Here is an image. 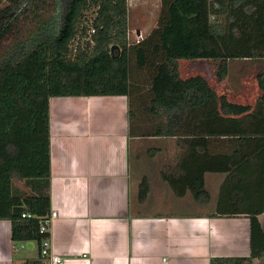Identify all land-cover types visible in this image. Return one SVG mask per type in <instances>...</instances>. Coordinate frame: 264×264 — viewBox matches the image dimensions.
Listing matches in <instances>:
<instances>
[{
  "label": "trees",
  "instance_id": "16d2710c",
  "mask_svg": "<svg viewBox=\"0 0 264 264\" xmlns=\"http://www.w3.org/2000/svg\"><path fill=\"white\" fill-rule=\"evenodd\" d=\"M128 30L127 0H0V46L12 41L0 62V221L10 222L15 247L37 244L38 259L23 264H48L50 100L118 96L129 98L132 138L184 146L180 174L164 175L176 195L208 197L205 174L226 175L214 216L249 218L251 255L211 264H254L264 258V72L252 107L202 76L183 79L180 61H220L221 83L230 61L264 60V0H161L148 36L131 44ZM149 191L144 178L140 202Z\"/></svg>",
  "mask_w": 264,
  "mask_h": 264
},
{
  "label": "crops",
  "instance_id": "0c3cea01",
  "mask_svg": "<svg viewBox=\"0 0 264 264\" xmlns=\"http://www.w3.org/2000/svg\"><path fill=\"white\" fill-rule=\"evenodd\" d=\"M127 1L128 18L139 7L143 17L161 10V0ZM155 28L136 32L143 39ZM209 61L186 62L192 68ZM165 140L130 136L128 97L52 98L50 195L57 217L48 227L51 252L65 264H211L250 257L249 218L214 216L226 175L205 174L208 197L195 199L189 191L179 197L164 175L180 174L185 148L177 138ZM144 178L150 191L140 202ZM258 219L264 230V213ZM28 244L33 248L15 247L10 222L0 221V264L37 260V244Z\"/></svg>",
  "mask_w": 264,
  "mask_h": 264
},
{
  "label": "rangeland",
  "instance_id": "374dc122",
  "mask_svg": "<svg viewBox=\"0 0 264 264\" xmlns=\"http://www.w3.org/2000/svg\"><path fill=\"white\" fill-rule=\"evenodd\" d=\"M135 9L134 14L131 12L128 18L129 30L128 40L131 44L141 41L136 31L144 27L153 28L158 24L159 12L156 8L148 17H143ZM91 16V13H88ZM11 40L6 41L0 46V62L5 58L7 50L10 49ZM220 61H209L202 64L196 63L190 68L186 61L180 63V73L183 78L199 75L205 77L211 87L218 93L219 96H226L233 103L241 105H249L254 107L258 98L261 96V91L258 85V75L264 72V60H235L229 62V74L223 82H218L215 76V70ZM149 125H144L143 129H149ZM167 141H172L171 138H164ZM170 139V140H169ZM165 140V141H166ZM13 187L15 190L28 194L29 188L25 182L14 180ZM18 252L21 250L17 248ZM21 254L15 257L16 263L21 261ZM46 260V259H45ZM47 259L46 263L49 264Z\"/></svg>",
  "mask_w": 264,
  "mask_h": 264
},
{
  "label": "built area",
  "instance_id": "2783aa9c",
  "mask_svg": "<svg viewBox=\"0 0 264 264\" xmlns=\"http://www.w3.org/2000/svg\"><path fill=\"white\" fill-rule=\"evenodd\" d=\"M26 217V215H23V218ZM27 217H31V215H27ZM57 217L56 212H51L50 217L44 220L43 223H41V232H48V227L51 221ZM22 248H26V245H22ZM42 257L45 258L46 260L48 259L49 264H65L64 259L62 257L54 254L50 250V239L47 238L46 240L43 241V246H42Z\"/></svg>",
  "mask_w": 264,
  "mask_h": 264
},
{
  "label": "water",
  "instance_id": "95a60500",
  "mask_svg": "<svg viewBox=\"0 0 264 264\" xmlns=\"http://www.w3.org/2000/svg\"><path fill=\"white\" fill-rule=\"evenodd\" d=\"M139 34V33H138ZM27 247L29 248H33L31 244H27Z\"/></svg>",
  "mask_w": 264,
  "mask_h": 264
}]
</instances>
